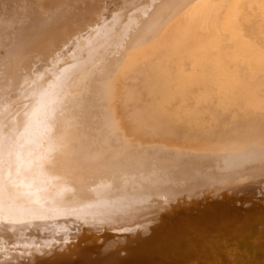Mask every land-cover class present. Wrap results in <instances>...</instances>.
Here are the masks:
<instances>
[{
    "label": "bare ground",
    "instance_id": "6f19581e",
    "mask_svg": "<svg viewBox=\"0 0 264 264\" xmlns=\"http://www.w3.org/2000/svg\"><path fill=\"white\" fill-rule=\"evenodd\" d=\"M0 264H264V0H0Z\"/></svg>",
    "mask_w": 264,
    "mask_h": 264
}]
</instances>
